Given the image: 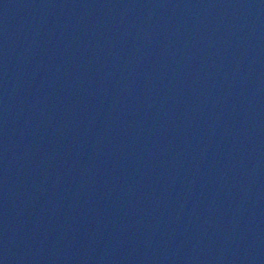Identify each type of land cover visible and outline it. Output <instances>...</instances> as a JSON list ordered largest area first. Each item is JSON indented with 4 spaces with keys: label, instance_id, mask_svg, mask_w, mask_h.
Returning a JSON list of instances; mask_svg holds the SVG:
<instances>
[{
    "label": "water",
    "instance_id": "95a60500",
    "mask_svg": "<svg viewBox=\"0 0 264 264\" xmlns=\"http://www.w3.org/2000/svg\"><path fill=\"white\" fill-rule=\"evenodd\" d=\"M0 264H264V0H0Z\"/></svg>",
    "mask_w": 264,
    "mask_h": 264
}]
</instances>
